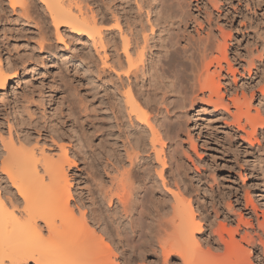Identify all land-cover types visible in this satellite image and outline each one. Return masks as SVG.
<instances>
[{
  "label": "bare ground",
  "instance_id": "obj_1",
  "mask_svg": "<svg viewBox=\"0 0 264 264\" xmlns=\"http://www.w3.org/2000/svg\"><path fill=\"white\" fill-rule=\"evenodd\" d=\"M3 1L0 0V19L7 17L6 12L17 14V27H21L16 31L35 38L40 52L51 49L46 42L50 38L48 29L52 28L58 43L67 46L68 38L81 45V49L73 50L72 56L67 58L72 68L78 59L88 58L91 63L95 56L94 65H89V73L95 74L94 88L86 87L89 84L84 82V76L68 77V81L74 79L82 85L85 94L93 92L95 109L90 110V105L84 104L81 98L76 102L65 96L64 103L72 124L83 130L91 129L98 142L89 151L83 149L85 141L84 145L73 146L68 143L60 123L53 121L51 126L48 117L37 116L29 106L18 105L20 132L16 133V140L11 135L14 130L11 122H7V138L0 135V173L10 183L6 189L0 187V264H118L107 238L95 226L103 225L123 246L136 247L146 225L142 227L141 219L147 214V202L153 203V191L159 184L163 187L167 184L166 172L177 189L165 187L173 198L170 215L166 218L162 212L158 213L156 222L153 221L156 223V228L152 229L154 235L151 229L149 231L160 248L164 264L172 255L180 264H264L261 236H264V217L259 220V209L247 189L242 206L241 202L237 203V196L235 210L229 201L223 203V220L230 225L232 215L235 228L227 229L226 223L219 222L217 228L209 227V233L203 238L196 236L203 232L205 215L197 213L201 211L200 204L196 209L191 205V192L186 189V171L183 173L182 167L184 160L179 153L200 172L183 147L182 125L177 123L182 118L189 121L192 113L196 125L200 113L211 114L216 120L213 126L217 127L203 131L204 136L218 144L222 151H228L231 139L236 137L240 142L238 153L250 159V162L245 161V167L238 165L237 174L243 170L262 175L264 185V117L260 112L264 111L262 29L254 30L258 33L255 34L262 35L255 53L237 54L231 60L227 40H231V23L239 12L233 7V12H228L222 0H5L6 4ZM220 17L222 23L226 20L230 23L228 30L217 21ZM4 41H0V48H7ZM34 54L30 51L22 54L20 65L13 67L5 65L0 55V92L19 74V67L25 70L24 63L35 59ZM58 66L63 69L64 65ZM239 68L246 72L247 78ZM8 70L12 72L10 75ZM74 70L77 72L76 68ZM238 74L242 75L240 86ZM245 88L249 89V95ZM32 93L33 90L28 91L30 97L24 95L23 99L17 98V102L33 104ZM38 94V104L45 106L44 91L40 89ZM253 99H257L259 105L253 107L254 112ZM47 102L50 103L51 98ZM39 105L34 108L38 109ZM91 111H94L92 118ZM185 131L188 149L201 160L196 140L187 128ZM85 153L93 166V172L86 175L94 181L97 179L99 197L95 196L92 201L93 205L98 204L91 209L89 219L79 205L70 204L73 192L68 175L72 166H78L76 158L84 159ZM232 158L237 162L235 156ZM179 183L184 185L186 198L187 194L179 191ZM11 188L17 195L10 192ZM208 188L212 190L209 184ZM84 189L88 197L93 195L91 187ZM83 195L78 196L80 202L85 198ZM105 200L110 206L116 203L115 218L110 216L113 219L101 211ZM213 210L216 215L218 209ZM243 211L254 216L256 228L243 217ZM121 216L129 218L127 227L121 222ZM241 225L251 227L252 234L244 229L239 234ZM259 246L254 257L256 263H252L250 248Z\"/></svg>",
  "mask_w": 264,
  "mask_h": 264
},
{
  "label": "rangeland",
  "instance_id": "obj_2",
  "mask_svg": "<svg viewBox=\"0 0 264 264\" xmlns=\"http://www.w3.org/2000/svg\"><path fill=\"white\" fill-rule=\"evenodd\" d=\"M4 1H3V3H4ZM221 2H223V7L226 10H228V12L232 13L233 12L232 9H236V11L239 12L234 17L233 22L231 23V25H232V30H230L231 31V40L230 41L227 40V42H228L227 54H228L229 59L232 60L233 58H236L237 54L244 56L246 53H248V54H250L251 52L255 53L256 47L258 45H260L259 43L262 40V35L264 38V29H263L264 28V0H222ZM246 2L248 5H245ZM4 4H6V1ZM255 5H257V6H255ZM0 14H2L1 10H0ZM5 14L7 17L9 16L10 18L6 17L5 19L7 21L4 18L0 19L1 20L0 21V37L2 36V38H0V41L5 40L7 43L4 41V44L6 43L8 45V46L5 45L7 48H5V47L0 48V55L3 59L4 64L7 66L10 65L11 67L20 65L19 64L20 56L22 54L27 53V52L29 53V51L35 53L34 54L35 59H33L31 61L27 60L24 63V65L26 67L25 70H23V68L19 67V74H17V76L14 79L9 81L5 91L0 92V135L3 134L1 137L7 138V135H8V128H7L8 123L7 122H11V124L14 125V128H13L14 130H12L11 135H12L13 139L16 140V136H17L16 133L20 132L18 129L19 126L17 125L18 119L20 117L18 105L21 107L29 106V107H31L30 111H34L37 114V116H45V118L48 117V119L51 120V123H50L51 126H52L53 121L57 124L60 123L58 125L62 126L61 130L64 129L63 133L65 132L64 135H65V137H67L66 139H67V141H69L68 142L69 144H71L73 146H75V145L77 146L79 144H83L82 142L85 141L87 144L89 143L90 145H88V147H87V144L85 143V147L83 146V149L84 150L86 149L89 151L92 148V150H93L98 141H96L95 137L93 136L94 134L93 135L91 134L92 130L89 128H87L86 130H83V128H80L78 126H74L72 124V121L70 120L71 117L68 116L69 112L67 111L66 104L64 103V99L66 97L67 98L70 97V98L74 99L76 102H78V100H80L79 98H81L84 100V102H83L84 104H86L87 106L90 105L89 106L90 110L95 109L96 97L95 98L93 97V92H92V94H90V92H89V94L87 95L84 93L82 85H79V83H77L74 79L68 81V77H70V76H73L75 78L84 76V82H87L89 84L86 87L87 88L88 87L94 88L96 86L95 74L89 73V65L90 66L94 65V63L96 61L95 56L92 57L91 63L88 62L89 61L88 58L84 59L82 57V58L78 59L77 62L75 63V68H76L77 72H74L75 68L73 67L74 68L73 69L72 65H70L72 63H67V61H68L67 58L71 57L72 53L74 51L81 49V45L75 44V42H72V40H70L68 38H66L67 46H64L63 44L58 43L56 41L55 36H54V31L52 30V28H49L48 32L50 34L48 33V37H50V38L47 40L46 45H48V49L49 48H51V49L48 50L49 52L46 49L44 51L40 52V50L38 49L39 47L36 44L35 38H32V36L30 37V35H27L29 37H26L24 35L22 36V34H20V33L18 34V32L16 31L17 28L21 27V26L17 27V20H15V19H17V14L12 13V12H6ZM214 15H215V13H214ZM222 19H223L222 17L217 18V21H219V23H222ZM214 20H215V18H214ZM226 21H228V20H226ZM226 21H225V23H222L223 29L228 30L230 23L226 22ZM239 21H241V22L239 23ZM29 26L33 27L32 25H29ZM244 26H246V29H244ZM249 27H251V28H249ZM233 28H237V31L235 32V30ZM254 30H256V31L261 30L262 35H257L258 33ZM240 31H241V33H240ZM262 31H263V33H262ZM254 32H256L257 34H255ZM2 33H3V35H2ZM216 34H217V32H216ZM260 36H261V39H260ZM217 38L219 40H221L220 36ZM49 42H51V43H49ZM249 46H250V48H249ZM7 49L9 52H6ZM87 50H90V48L88 47ZM48 53H50V54H48ZM91 53L93 55V51H91ZM62 56L65 57V59H63ZM263 60H264V55H263ZM41 61H44L43 64H41ZM241 63H242V61H241ZM58 65H61V66L64 65L63 69L59 68ZM237 67H239V65H237ZM240 71L243 72L242 75L244 74L245 77L247 78L246 72H244L241 68H239V72ZM38 72H40L41 74H36ZM8 73L10 75V73H12L11 70L10 71L8 70ZM242 75L241 74L237 75V78L239 80V86L242 83V80H241ZM61 78H63V80H61ZM63 81H65V83H67V84H65ZM223 85H226V84L223 83ZM22 88H24V90H22ZM40 89H42L44 91V95L46 98V101H45L46 104H45V106H42V107L38 104L39 103L38 100H40V99H38L39 98L38 90H40ZM32 90L34 91V93L31 94V97H33L31 99V101L34 102V100H35L36 103L35 102L33 104L25 103V102L22 103L23 100L17 102V98L23 99L22 96H24V95H27V97L28 96L30 97V95L28 94V91H32ZM245 90H246L245 91L246 94L249 95V89L245 88ZM240 93L241 92L238 88V95L239 96H241ZM50 98H51V102L48 103L47 100L48 99L50 100ZM19 102H21V103H19ZM251 103H252V111L254 112L253 107H255V105H256V107L259 106L258 100L253 99ZM34 105H39L38 109L34 108ZM260 112H261V115L264 117V111L260 110ZM89 115L92 118L94 115V111H91V113L89 112ZM189 116H190L189 121H187L185 118H182L177 123H180V126L182 125L181 126L182 127L181 137L183 138V147L187 150V153L191 157L190 159L192 160V163L197 165L196 167L200 172V173H197L195 171V169L193 168L192 164L187 161V159L184 157V155L179 153L181 158L184 160L182 167H183V173L186 171L184 173V178H185V181L187 183L185 185L186 189L189 192H191V196H190L191 205L196 209V206H199V204H200L199 209L201 211L198 210L197 213L203 212L202 215H205V218H204L205 220L202 222L203 223V232H201L202 234H196V236L199 237V235H202V238H203L204 236H206V234L209 233V230H210L209 227L217 228L219 226V222L224 223V224L226 223L225 225H226L227 229H228V227L229 228H235L236 221H234V217L232 215H231V218L233 221L230 223V225L228 222H224V220H223V214H224L223 213V210H224L223 206H224L225 202L229 201L231 203V205L233 206L234 210L236 209V207L238 208V206L236 205V202H235V198H236L235 196L239 197V200H237V203L241 202L240 206H242V204L244 203L243 195H244L245 189H247V191L250 192V195H251L254 203H256L257 208L259 209L257 213L259 216V220L261 221V219L264 217V185H263L262 175L258 176V174L257 175L253 174V173L251 174L248 171L245 172V171L241 170L240 175L242 177H239L240 175L237 174V171L239 170L238 165L243 164L245 167V164H246L245 161L247 160V162H250V159L249 158L244 159L240 155V153H238L239 149L237 147V144L240 143L238 141V139L236 137L231 139L233 141H231V144L228 146V151H222V149L219 148L218 144H215V143L209 141V139L207 138L208 136H204V132H207L208 129H211V131H212L213 129H215L217 127V125L215 127L213 126L216 124V120H213L215 118H213L211 114L204 111L203 114L200 113V115H199L200 120L198 121V123H196V125H194L193 118H192L194 115H192V113H190ZM92 121L94 122V120H92ZM199 122H201L202 124H199ZM206 127H208V128H206ZM212 127H214V128H212ZM185 128H187L191 132L194 140H196V143L198 146V152L202 156L201 160L198 159L197 157H195L196 155L188 149V144H186V142H185L186 141ZM212 133H215V132H212ZM19 135H21V133H19ZM32 135H35V133L33 131H32ZM259 136H261L260 138H262V134H259ZM1 150H2V146L0 144V151ZM234 156L237 159V162H234V159L232 158ZM84 157H85L84 159L76 158L77 164L79 167L78 166L77 167L72 166L68 172L69 179L71 180V184H72L70 187L71 193L73 192L72 193L73 199L70 200V204L74 207H75V205L76 206L79 205L80 210L82 211V209H83V211L88 214L87 218L89 219V217L91 216L90 215L91 209L95 208V205L98 204L96 202L93 205L92 201H93L95 196H97V199L99 197H98V193H97V189H96L97 179L94 181L91 179L90 176L86 175L87 172H89V171L93 172V166L91 164V159H90V157H88V153H85ZM106 162H108V161H106ZM167 165H168V163H167ZM118 166H116V167H118ZM167 168H168V166H167ZM167 168H165V169H167ZM153 176L156 177L155 174H153ZM165 177H166L165 181L169 185L166 184L163 187L162 184L161 185L159 184V187L155 191H153V196H154L153 197V199H154L153 203L147 202V208H146L147 214H145V218H143V219H146L145 221H147L148 225L145 221H143V219H141L142 220L141 222H143V223L142 224L140 223V224L142 225V227L144 226V224H146L147 229H146V225L144 227L145 230L141 228L142 232L143 231L145 232V236H144V232L143 233L141 232L143 234V236H141L142 234L139 235V240L136 241V243H137L136 247H139L138 249L136 247L123 246V244L121 242H118L119 241L117 239L118 237L116 238V235L114 233H112L113 235L112 234L109 235L107 230L103 228V225H99V227L97 225L95 226L97 231L99 233H101L105 238H107L106 240L110 244V247H111L113 253L115 254V255L113 254L114 259L116 260L115 262H117L118 264H164L162 261L163 256L160 255L161 254V251L159 250L160 248L158 247L155 238L150 237V236H153L155 233V232H153V230H154L153 227L155 226V228H156V223H154L156 221H154V220L156 219L157 214L162 212V215L166 216L170 213V210H171L170 205L172 204L173 198L171 195L166 193L165 187L170 186L174 190H177L174 188L175 186L173 185L174 184L173 179L170 177V175H168L167 172L165 174ZM212 178H215V179H212ZM0 179H1L0 180L1 190L3 187L6 189L7 186H10V183L8 182L6 177L4 175H2L1 173H0ZM180 184L181 183H179V185ZM208 184L211 186V189H212L211 191L208 190L209 189ZM85 187L86 188L91 187V189L94 190L93 195L91 197H88L86 195V192L84 189ZM204 189H205V191H207V190L208 191L205 192ZM5 191H7V190H5ZM79 191H80V193H79ZM179 191L181 192V194L185 193L184 192V185L179 186ZM10 192L17 195L15 189H13V188H11ZM10 192L8 194H10ZM81 193H84L83 196H85V198H83V201L81 200L82 203L80 202V200H78L79 199L78 196H80ZM186 194L187 193H185L183 195H186ZM142 195H143V193L141 194V196ZM187 196H188V194L185 196V198ZM156 201H158V202H156ZM159 203H161V204H159ZM115 207H116L115 202H114L113 206H110V205H108V202L106 203V200H105V201H102L101 211H103L106 215H108L110 219H113L111 217H114L113 213H114ZM212 207L218 209L216 215H215ZM167 209L169 210L168 213L166 211ZM159 210H161V211H159ZM155 211H158V212H155ZM240 211H242V210H239L238 212H240ZM241 213L243 214L244 218L250 220V222L252 224L251 227L256 228V221H255L254 216H252V215L250 216V214H246L244 211ZM167 217L168 216H166V218ZM247 217H249V218H247ZM121 218H122L121 222L127 227L128 222H129V218H126L125 216H121ZM263 220H264V218H263ZM263 220H262V222H263ZM150 222H152V223H150ZM90 224H91V222H90ZM150 226H151V228H150ZM262 226L264 229V224H262ZM93 227H94V225H93ZM251 227H249V226L246 227V226L241 225L238 228V232H239V234L240 233L242 234L243 229L250 232ZM150 229L151 230L153 229L152 230L153 235H152V233L150 234V232H149ZM250 233L252 234V231ZM261 236L264 239V236L262 234H261ZM147 238H148V240H147ZM235 238L237 240H239L238 234H235ZM241 243L243 246L248 247L245 243H243V242H241ZM141 248H142V251L140 250ZM250 249H251L250 261L252 263H256V261L254 260V257L258 254V252L260 250V246L258 249H254V248H250ZM167 262H168V264H180V260L178 258H176V256H174V255H172L168 258V260L166 261V264H167ZM28 264H32V263H28Z\"/></svg>",
  "mask_w": 264,
  "mask_h": 264
}]
</instances>
